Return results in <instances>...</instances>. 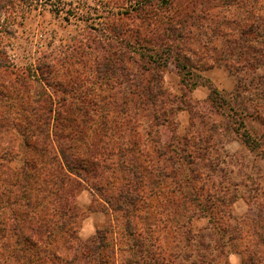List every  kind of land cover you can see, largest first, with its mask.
Segmentation results:
<instances>
[{
  "label": "rangeland",
  "instance_id": "rangeland-1",
  "mask_svg": "<svg viewBox=\"0 0 264 264\" xmlns=\"http://www.w3.org/2000/svg\"><path fill=\"white\" fill-rule=\"evenodd\" d=\"M144 1L0 0V95L8 104L0 112L9 121L15 117L16 106L7 98L18 69L35 74L43 58L77 47L84 55L78 61L85 66L87 57L91 62L90 77L88 68L78 67L84 87H93L94 98L102 97L108 111L126 112L119 141L127 151L103 162L108 168L103 174L113 187L91 190L83 185L75 191L73 202L82 212L74 225L76 252L99 248V253H89L94 260L87 264H201L199 258H213L211 264H261L264 0ZM169 25L186 34L183 41L171 43L185 47L187 42L193 51L189 72L203 77L206 66L220 81L226 74L238 97L212 84L191 91V80L181 82L172 61L160 72L157 85L163 95L155 106L144 102L142 93L129 94L127 86L98 89L101 74L95 69L104 57L117 54L108 58L110 64L129 65L126 77L131 78L134 67L117 51L127 43L145 45L143 37L158 46L159 34ZM206 43L210 46L204 51ZM210 88L218 93L211 94ZM48 92L62 97L65 108L76 98L61 88ZM220 100L230 106L218 108ZM126 191L131 202L119 197Z\"/></svg>",
  "mask_w": 264,
  "mask_h": 264
},
{
  "label": "trees",
  "instance_id": "trees-1",
  "mask_svg": "<svg viewBox=\"0 0 264 264\" xmlns=\"http://www.w3.org/2000/svg\"><path fill=\"white\" fill-rule=\"evenodd\" d=\"M145 1L146 4L151 0ZM165 1L161 3L166 5ZM182 34L175 26L169 25L159 34L161 43L158 42V46L155 42L152 46L149 37H143L145 45L127 43L118 50V57L124 62L130 61V66L135 69V76L131 78L126 77L129 65L110 64L108 58L117 54L107 55L95 69L97 75L101 74L98 89L102 85L112 88L127 86L129 94L142 93L144 102L155 106L157 96L163 95V89L157 85L160 72L171 61L177 73L181 71V82L191 80L187 83L191 91L199 85H211L199 74L189 72L192 67L189 52L194 53L187 47V42L183 44L185 47L171 43L182 40ZM212 37L215 38L214 34ZM165 41L170 42L166 44ZM207 45L210 46L208 43L201 45L204 51ZM77 51V47H68L43 58L35 66V74L18 69L7 98L11 107L16 106L15 117L9 121L0 112V264H87L94 260L89 254L91 251L99 253V248L88 246L76 252L74 225L82 212L73 198L75 191L83 185L91 190L113 187L112 180L103 174L104 169H108L103 162L112 157L122 158L127 151L119 141L124 135L122 119L126 112L115 114L108 111L110 106L102 97L94 98L96 90L91 86L84 87L78 67L88 68L90 77L91 62L86 57L85 66L82 65L78 60L84 55ZM204 70H207L206 66ZM146 74L149 77L144 80ZM134 78L136 81L133 82ZM149 78H155L156 83H150ZM50 87L58 91L61 88L64 93L73 92L76 98L65 108L62 97L55 98L48 92ZM84 88L83 94L77 92ZM1 89L4 86L0 83ZM210 90L211 94L218 93L214 88ZM233 91L229 97H238V90ZM6 102L0 95V106L4 111L8 108ZM218 103V108L230 106L225 100ZM229 111L236 110L230 107ZM16 164L19 166L15 167ZM95 181H98L97 185ZM119 197L132 201L128 191L120 193ZM153 259L157 261L155 257ZM198 260L201 264H211L213 258L211 261ZM247 260L250 263V254Z\"/></svg>",
  "mask_w": 264,
  "mask_h": 264
},
{
  "label": "crops",
  "instance_id": "crops-1",
  "mask_svg": "<svg viewBox=\"0 0 264 264\" xmlns=\"http://www.w3.org/2000/svg\"><path fill=\"white\" fill-rule=\"evenodd\" d=\"M212 70L207 69L205 71L202 72V75L205 79H207L212 85L219 87L220 90H224V91H228L230 92L231 90H233L234 86H233V82L230 81L227 78V75L223 73V75H225V77L223 78V81L220 80H216L214 78H212V74L213 72H211ZM201 88H198L195 90V93L199 90L200 91ZM204 98V97H203ZM201 99V98H200Z\"/></svg>",
  "mask_w": 264,
  "mask_h": 264
}]
</instances>
